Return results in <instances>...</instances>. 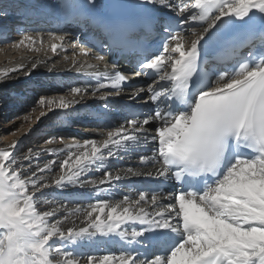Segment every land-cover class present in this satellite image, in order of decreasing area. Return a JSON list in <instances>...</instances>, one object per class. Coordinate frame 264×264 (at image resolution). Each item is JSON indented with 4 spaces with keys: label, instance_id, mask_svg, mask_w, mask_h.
<instances>
[{
    "label": "snow or ice",
    "instance_id": "6c2138e0",
    "mask_svg": "<svg viewBox=\"0 0 264 264\" xmlns=\"http://www.w3.org/2000/svg\"><path fill=\"white\" fill-rule=\"evenodd\" d=\"M51 5L63 24L37 30L46 10L26 0L19 38L0 26V43L71 52L67 70L84 82L40 95L31 112L78 124L80 108L103 101L91 117L100 138L56 129L19 155L20 138L0 147V264H264V0ZM28 61L0 69V84L47 62ZM124 95L151 107L105 124ZM105 243L118 248L99 255Z\"/></svg>",
    "mask_w": 264,
    "mask_h": 264
},
{
    "label": "bare ground",
    "instance_id": "6f19581e",
    "mask_svg": "<svg viewBox=\"0 0 264 264\" xmlns=\"http://www.w3.org/2000/svg\"><path fill=\"white\" fill-rule=\"evenodd\" d=\"M15 1V4L26 3V0H11L13 4ZM0 2H2V0H0ZM4 2L6 1L4 0ZM38 3L46 9H54L56 11V9L51 5V0H38ZM6 4H8V2ZM6 8L9 10V7ZM10 11L13 12V10ZM18 25H22L21 17L20 15L16 16L14 13L11 14L6 21L0 22V26H7L8 28H16ZM9 35L11 40L19 38V34L15 30H12ZM70 43L76 42L73 40ZM65 54L71 55V52H58L57 54H53L49 51L47 53V57H45V53L43 50L39 53L25 51L23 49L9 50L6 43H0V69H3L5 67H14L18 62L29 63V57L33 58V62L37 57L47 61L46 63L41 64L36 70H34L30 77H25L21 73H16L14 75L20 76L19 80L11 78L6 84H0V100L3 101L2 103H0V111H2L1 108L10 110L13 101L18 102L17 109L11 111L10 113L13 114V119L11 121H8L7 124H3L8 126L4 130L5 137L4 139H1V141H4L0 143V147L6 145L7 143H10L13 139L20 138V143L23 144V146L20 147L17 153L20 154L26 151L29 147L36 148L43 145L44 138H46L49 133H52L56 129H59L60 134L62 135H76L80 139L90 138L92 136H95V138L97 139L100 138L92 131V129H95L97 127L98 121L91 119V117L101 112L104 103L103 101L90 100L86 108H80L81 117L87 116L89 117V119H82L78 124H72L67 120L63 122L56 121L55 118H44L40 123L37 124L35 121V116L39 114L40 109L37 108V111L35 113L31 112V108L35 104V101L38 99L39 95L64 94L66 90L71 86L84 82L85 77L77 75L74 71L67 70V65L63 60V56ZM53 64H55L56 67L53 71L49 72L48 69ZM123 69L127 70L126 68ZM132 85L137 84L132 83ZM128 91H130V86L129 88H126V92ZM128 105L137 107L135 103L131 102L128 99L127 95L111 101L110 113L106 114L107 119L105 120V124H107L109 120L112 121L113 124L122 123L124 117L126 116L124 107ZM148 106L149 105L137 108L139 110L146 111ZM6 113L7 112H5V114ZM5 114L0 113L1 122L5 121ZM25 114H30L32 116L31 123L35 125L34 131H32V133L28 136L22 135V132L28 127V122L23 121V116ZM22 123L23 128L21 129ZM16 129H20V131H16ZM1 131L2 130L0 129V132ZM41 138H43V141L40 140ZM118 166L119 165L117 164L114 167ZM144 182L150 183V181L143 180L135 181L136 184H141ZM79 191H81L85 195L87 194V190L81 189ZM53 194L56 193L53 191ZM100 249L101 250L99 252L102 253L101 255L105 254L107 251H114L112 249L111 243H105L101 245Z\"/></svg>",
    "mask_w": 264,
    "mask_h": 264
},
{
    "label": "rangeland",
    "instance_id": "374dc122",
    "mask_svg": "<svg viewBox=\"0 0 264 264\" xmlns=\"http://www.w3.org/2000/svg\"><path fill=\"white\" fill-rule=\"evenodd\" d=\"M4 2V0H2V2H0V4H2ZM5 3V2H4ZM3 92V91H2ZM40 96V95H39ZM3 101H1L0 100V103H2ZM17 107H18V102L17 101H13V103L11 104V108H10V110L8 109V110H6V108H1V110L2 111H0V113H2V114H5V112H7L5 115H4V118H5V121L3 122H1L0 121V129L2 130L1 132H0V143L2 142V141H4V140H2L1 141V139L3 138L4 139V130L6 129V127L8 126V125H3V124H7V122L8 121H11L12 119H13V114H10L11 113V111H14L15 109H17ZM3 118V119H4ZM6 122V123H5ZM2 133V134H1ZM41 141H43V138H41L40 139ZM23 146V144L22 143H20L19 145H18V150L20 149V147H22ZM19 155V154H18ZM99 255H101L102 253L101 252H99L98 253Z\"/></svg>",
    "mask_w": 264,
    "mask_h": 264
}]
</instances>
